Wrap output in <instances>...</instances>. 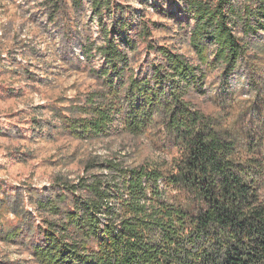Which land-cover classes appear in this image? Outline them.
I'll use <instances>...</instances> for the list:
<instances>
[{"label":"trees","instance_id":"obj_1","mask_svg":"<svg viewBox=\"0 0 264 264\" xmlns=\"http://www.w3.org/2000/svg\"><path fill=\"white\" fill-rule=\"evenodd\" d=\"M60 1H45L52 8L50 20ZM81 3L72 0L75 10ZM183 4V28L195 61L147 43L156 56L136 72L128 54L137 44L124 7L90 0L103 39L95 47L103 63L92 72L110 99L93 106L77 132L103 135L118 116L123 130L138 134L157 115L178 156L130 167L106 159L87 166L86 172L98 168L100 173L75 183L55 179L52 198L36 201L49 218L40 228L41 242L32 246L39 263L264 264V83L249 64L250 55L264 59L258 51L250 53L254 37L264 33V0ZM148 33L140 22L137 36ZM92 53L84 48L86 58ZM208 70L219 78V109L213 114L183 99L190 92L206 93ZM237 71L248 76L254 98L236 112L229 86Z\"/></svg>","mask_w":264,"mask_h":264},{"label":"rangeland","instance_id":"obj_2","mask_svg":"<svg viewBox=\"0 0 264 264\" xmlns=\"http://www.w3.org/2000/svg\"><path fill=\"white\" fill-rule=\"evenodd\" d=\"M45 1L0 0V264H41L32 246L41 242L40 228L49 218L36 201L52 198L58 190L55 179L75 183L89 173H100L98 168L86 172L87 166L106 159L130 167L178 156L157 115L138 134L123 130L118 116L104 126L103 135L77 132L91 108L110 99L102 79L92 72L103 63L95 51L103 43L101 28L90 0H82L77 10L72 0H61L53 20ZM113 1L131 20L130 36L137 45L128 55L136 72L138 65L156 56L147 43L195 59L183 28L187 20L183 0ZM103 19L109 26L108 16ZM142 21L149 29L146 38L137 36ZM254 43L250 53L264 54V33L259 32ZM85 47L92 48L89 58L84 56ZM249 59L256 66L257 80L264 83V59L252 55ZM209 71L206 93L190 92L183 99L194 109L213 114L219 109L215 102L219 78L217 71ZM237 72L229 86L238 104L236 112L254 98L247 89L248 76ZM15 229L19 232L10 236Z\"/></svg>","mask_w":264,"mask_h":264}]
</instances>
